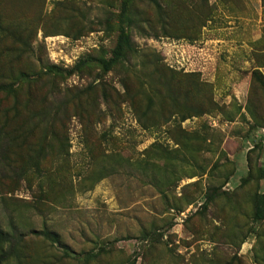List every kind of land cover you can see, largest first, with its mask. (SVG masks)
Wrapping results in <instances>:
<instances>
[{"label": "rangeland", "instance_id": "rangeland-1", "mask_svg": "<svg viewBox=\"0 0 264 264\" xmlns=\"http://www.w3.org/2000/svg\"><path fill=\"white\" fill-rule=\"evenodd\" d=\"M263 4L0 0V229L23 264H264Z\"/></svg>", "mask_w": 264, "mask_h": 264}, {"label": "trees", "instance_id": "trees-1", "mask_svg": "<svg viewBox=\"0 0 264 264\" xmlns=\"http://www.w3.org/2000/svg\"><path fill=\"white\" fill-rule=\"evenodd\" d=\"M264 5V4H263ZM128 47V37L121 32L118 37L116 46L113 50V57L111 60L118 59L123 55L125 50ZM104 61L106 67H108L109 62ZM254 75H258L257 72ZM259 79V76H256ZM262 85L264 87V80L262 79ZM258 177L264 179V167L258 168ZM255 219L261 220L264 218V194H256L255 195ZM35 236L41 237L43 240L51 243L52 245H57L61 249H63V253L65 256H71L72 254L68 252L65 246H62L60 243V239L57 234L50 232L46 229L42 230H32L30 232ZM22 241L21 235L16 234L15 229H11L10 231H4L0 229V264H12L15 261V264H23L24 263V254L21 250ZM7 245L4 249L3 247ZM80 257V255H77ZM75 257V256H72ZM93 255L90 253L83 254V260L87 261L92 258Z\"/></svg>", "mask_w": 264, "mask_h": 264}]
</instances>
